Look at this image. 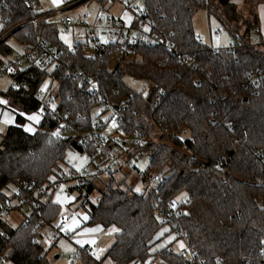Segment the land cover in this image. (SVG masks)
Wrapping results in <instances>:
<instances>
[{
    "label": "trees",
    "instance_id": "trees-1",
    "mask_svg": "<svg viewBox=\"0 0 264 264\" xmlns=\"http://www.w3.org/2000/svg\"><path fill=\"white\" fill-rule=\"evenodd\" d=\"M6 1L2 33L10 28L13 32L0 40V54L12 53L7 41L13 35L28 47L36 48L39 39L56 46L60 59L51 73L32 62L18 76L30 88L44 87L49 76L57 82V104L51 110L44 112L38 100L22 95L13 85L1 92L18 113L0 144V206L11 203L6 188L13 186V205L20 208L26 195L60 175L59 163L66 160L69 150L92 152V156L96 152L93 143L77 135L54 134L57 113L81 114L80 123L87 129L100 121L93 109L102 97L114 105L126 101L125 133L138 130L146 137L154 129L160 133L157 139L149 138L142 147L121 154L128 155L133 164V159L146 154L150 162L145 171L164 175L165 180L157 191L140 193L133 188L135 182L120 188L111 172L101 200L87 207L89 225L117 231L105 257L113 264H188L187 255L172 247L179 239L177 219L164 223L156 210L158 197L168 201L185 192L191 200L179 220L199 250L202 264H264V80L258 86L252 81L264 74V41L259 34L255 40L249 35L259 23L258 0H248L253 19L247 20V31L235 38L239 48L230 50L205 43L194 27L195 13L205 8L210 16L213 5L215 10L219 5L224 8L219 20H236L238 7L230 0H145L154 19L152 31L167 36L176 51L161 44L136 46L129 59L125 53L117 55L126 46L119 40L101 45L100 52L91 56L90 41L71 46L62 41L52 22L45 18L36 24L30 21L33 12L26 1L37 0ZM99 2L104 5L108 0ZM177 51L188 62H182ZM79 69L100 79L101 95H88L79 80L67 77ZM126 73L146 80L151 87L148 91L134 89L124 80ZM196 76L201 79L199 86L194 82ZM161 88L167 93L154 106ZM35 112L41 120L30 131L26 117ZM104 172L100 169L78 185L80 192L90 194L96 188L95 177ZM61 210L54 200L42 201L17 227L0 216V254L11 264H48L44 246L32 239L42 226L54 225ZM167 238L169 242L163 244ZM89 248L79 250L86 257L84 264H99L101 260Z\"/></svg>",
    "mask_w": 264,
    "mask_h": 264
},
{
    "label": "built area",
    "instance_id": "built-area-1",
    "mask_svg": "<svg viewBox=\"0 0 264 264\" xmlns=\"http://www.w3.org/2000/svg\"><path fill=\"white\" fill-rule=\"evenodd\" d=\"M121 1L126 7L137 10V5H134L132 0H108V2ZM143 4L145 0L142 1ZM36 2L34 1H26V5L33 12V15L30 21L35 24L40 18L47 19L49 16L53 14V12H48L45 14L36 15ZM7 9V1L0 0V23L3 21V13ZM139 13L144 15L143 18L147 19L149 25L151 26L150 30H145L142 27H130L122 23V21L116 19L111 13L107 12L102 19V16H97V22L93 25L88 24V18L90 17V12H84L80 15L78 19H75L72 15L66 14L62 20V24L65 26L66 31H70L71 27L79 24V25H89V30L87 31V35L89 37L90 47L89 54L91 56L96 55L101 50V45L106 43L99 42L100 34L102 35H112L116 39L121 42L126 43L125 48H119L117 50V55H121L125 53L127 59L131 58L135 54L136 46H144V47H153L155 45L161 44L166 48H170L173 51V45L167 36L162 34L161 32L152 31V27L154 24V19L151 14L146 10L145 6L143 8H139ZM105 22L104 25H99L97 23ZM13 30V29H11ZM135 30V31H134ZM10 30L3 32L0 36V40L5 38ZM221 29H217V33H220ZM113 40V41H115ZM110 41V42H113ZM108 43V42H107ZM24 51L16 54L13 57L5 56L0 54V76L1 77H9L12 81L11 85H13L20 93L29 94L34 99L38 100L42 104V110L47 112L52 109L54 102V96L50 94L45 87L41 88H30L29 84L24 79H19L18 76L22 69L26 68L30 63L34 62L40 68L45 69L49 72L48 68L57 65L60 59V50L56 46H51L43 42L42 39H39L38 46L36 48L28 47L24 44ZM227 46V49H238L240 46L239 41H234ZM177 51V55L180 56V60L182 62H188L187 57L179 54ZM191 69H194V65H190ZM53 72V70H52ZM51 73V72H49ZM67 77H72L74 79L79 80L80 85L86 91L88 95H101V83L99 78L92 77L88 75L84 70H76L72 73H68ZM264 80V74L254 76L252 81H254L255 85L258 86L261 81ZM194 82L197 86L201 84V79L199 76L194 78ZM167 93L166 88H161L159 92L156 94L153 105L156 106L163 99L164 95ZM132 92L129 93L128 98L132 97ZM224 97V94H222ZM0 102L7 105L10 108L14 107L9 104L7 98L0 94ZM193 106L192 103H190ZM49 107V108H48ZM99 108L101 113L112 111V127L115 131L121 130L123 131V135H128L126 145L128 148H136L142 147L147 141V137L145 133L141 131H134L131 134L124 133L125 128L123 127L124 123V114L129 109V104L126 101H122L119 105L112 104L107 99L102 97L100 103L96 106ZM17 115L18 110L14 109ZM58 117V122L55 124L53 128V132L59 136H70L77 135L81 138V141L86 143H93L96 152L93 153V157L98 160L103 159V161L108 162V165L104 169L105 174L109 175L113 171L114 174L120 171L123 167H128L130 172L135 173L137 181H142L143 185L140 187L146 192H155L159 189V185L162 181L165 180L164 175L159 174H148L145 170H141L137 168L135 164H133L128 157H123L122 154L118 153L119 149H122V140L125 139L124 136H118L116 134H105L102 130L105 126L108 125L109 120L104 121L100 118V121H97L93 124L91 128L85 129L83 125L80 123L83 119L81 114H77V116H73L68 111H61L56 114ZM127 148V149H128ZM192 157H196L195 154H192ZM102 173V174H104ZM101 175V174H99ZM94 175L88 173L85 170H72L68 169L65 172L60 173V175L53 176L49 181H47L40 189L36 190L33 194H28L22 199L21 207L26 214L31 213L42 201L45 200H53L56 194H62L64 192V183L75 179L77 184H83L87 180L91 179ZM98 176V174H97ZM96 176V177H97ZM95 177V179H96ZM94 179V181H95ZM102 196L98 195L95 200H101ZM162 197H158V201L160 203L157 207V217L160 221L164 223H168L171 219H177L176 223V233L179 236V239L183 241L184 248L183 252L187 255L188 264H202V257L199 250L190 242V237L183 226L182 222L179 220V216L183 215L186 210V203H188L191 199L185 198L183 201L176 203L173 199L168 201H161ZM13 204L10 203H2L0 206V216L8 215L14 209L12 207ZM68 224V217L63 216L62 214L58 217L57 223L52 225L53 232L49 236V247L55 245L60 236L66 233V227ZM34 243H41L40 239V231L37 235H35L32 239ZM6 258L4 255L0 254V264L5 263ZM71 263H75V257L70 259Z\"/></svg>",
    "mask_w": 264,
    "mask_h": 264
},
{
    "label": "rangeland",
    "instance_id": "rangeland-1",
    "mask_svg": "<svg viewBox=\"0 0 264 264\" xmlns=\"http://www.w3.org/2000/svg\"><path fill=\"white\" fill-rule=\"evenodd\" d=\"M60 1L70 2L71 0H38V3L36 4L37 11H41L43 13L49 12V11H56L55 15L48 18L49 21H52L56 24L59 35L66 44L73 45L75 42H84V41H90L89 37L87 35V31L89 30V25H93V21L95 19V16L97 14V11L100 9L101 4L98 0H89L82 2L80 4H76L74 6L67 7V12L62 11V8L64 7L63 3H60ZM143 1V0H142ZM139 2L137 5L143 7V2ZM216 1V0H215ZM70 4V3H69ZM67 4L66 6H68ZM217 4V3H216ZM121 5L117 1L108 11L103 10L101 12L102 19H104V15L109 12L111 14H118L120 15L121 11ZM216 6L211 7L212 14L209 16L207 9L200 8L194 15V27L200 38L207 44H213L216 47L219 46H226L230 43H233L235 41V38L238 34H244L247 31L248 25L247 20L253 19L252 13H254L253 9L249 4L244 8L243 6L237 8L238 10V17L236 20L233 21H225V20H219L218 17L221 15L223 17L224 8L223 6L219 5V8L215 10ZM238 7V6H237ZM256 10V9H255ZM90 12V17L88 18V24L89 25H79L76 24L71 27L70 31H66L65 26L62 24V20L65 17V13H68L72 15L75 19H78L81 14L84 12ZM139 11V9H137ZM225 14V13H224ZM128 14L125 13V16ZM100 26L104 25L105 22L97 23ZM221 29L220 33H217V29ZM13 28H10L11 31L8 34H11ZM258 29H256V26L251 27V30L249 32V35L253 40L257 39ZM2 24L0 23V36L2 35ZM7 34V35H8ZM116 38L112 35H102L100 34L99 42L101 43H107L110 41L115 40ZM12 47L13 51L9 57H13L16 54L24 51V44L20 42L15 36L11 35L8 38L7 41ZM91 42V41H90ZM261 47L264 49V45H261ZM54 69L53 66L49 67V72H52ZM124 80L127 82L128 85L133 87L136 90H145L148 91V89L151 87V83L147 82L144 79L136 78L135 76L130 75L129 73H126L124 75ZM12 81L9 77H1L0 76V91H5L10 85ZM57 82L53 79L48 77L46 81V85L44 86L45 89L54 96V104H57ZM6 106V105H5ZM94 114L100 115V118L104 121L109 120L108 125L105 126L103 130H105V134H116L119 137L124 136L125 139L122 140V147L123 149H127L129 146L126 145L128 135H123V131L118 130L115 131L112 127V111H107L101 113L99 111L98 107H94L93 109ZM7 128L6 123L0 120V137L5 133V130ZM125 133V132H124ZM160 133L158 129H154L149 137H147V140L149 138L151 139H157V134ZM1 141V140H0ZM2 143V141H1ZM0 143V144H1ZM131 151L133 150L132 147H130ZM123 157H128V155L124 154ZM133 162H135L136 166L140 168L141 170H146V168L149 166V157L146 154H143L138 159H133ZM99 165V166H98ZM108 165V162L103 161V159H97L93 158L92 152H77L75 150H69L66 160L64 162L59 163V172H65L69 168L73 167L77 170H85L88 173H91L92 175H95L96 172L100 168H105ZM99 167V168H98ZM125 181H120L119 187L122 189H126L129 185H132L133 181L135 182L133 185V188L137 192H146L140 187L143 185L142 181H136V178L132 175L131 178L128 176H125ZM98 181L100 183H96V188L88 195H86L85 191L84 194L80 192L78 188L77 181L75 179L69 180L64 183V192L58 196L59 199H61V204L63 205V212L62 215L70 218L71 216L82 213L83 208L85 205L87 207L90 206V202H95V198L100 195L101 191L108 185L104 186L102 183L103 181L98 178ZM10 187V188H9ZM6 188V192L8 196L10 197V204H14L12 200H14V193H12L13 186H9ZM147 193V192H146ZM81 196V198H79ZM57 197L54 199V201L59 200ZM186 198V193L181 192L177 196L174 197V201L176 203L183 201ZM16 204V203H15ZM82 204H84L82 206ZM18 205V204H16ZM12 205L14 208L10 214L4 215L3 219H5L11 226L17 227L26 217V213L17 211L20 209L18 206ZM77 208H80L81 210H77ZM77 211V213H76ZM57 221L54 223L56 224ZM116 232L114 229H105L97 234H94L97 238L96 245L93 247L92 250H94V256L101 260L99 264H113V262L107 257H105L107 250L111 247V245L114 243L116 238ZM49 234H51L50 227L49 226H42L40 229V239L41 244L44 246L46 253L49 258L48 264H84V259L81 257V255L78 253V245L80 238H88L91 237V234H72V237L67 236H60L59 241L53 245L52 247H49ZM170 238L165 239V242H169ZM183 241L181 242H174L172 247L174 251L181 252L184 248ZM156 249H159V246L157 245ZM72 257H75L76 262L71 263L70 259ZM3 264H11L9 261H5ZM152 264H158V261H154Z\"/></svg>",
    "mask_w": 264,
    "mask_h": 264
},
{
    "label": "crops",
    "instance_id": "crops-1",
    "mask_svg": "<svg viewBox=\"0 0 264 264\" xmlns=\"http://www.w3.org/2000/svg\"><path fill=\"white\" fill-rule=\"evenodd\" d=\"M85 1H89V0H71L70 2H65V3H63L64 1H60V3L64 4V7L62 8V11L64 13V12H67V7L74 6L76 4H80V3L85 2ZM132 1H133L134 5H137L142 0H132ZM230 1L235 3L238 6L239 9L242 6L245 8L247 6V4H248V0H230ZM116 2L117 1L107 2L104 5H102L100 3L101 7L97 11V14L95 16L93 24H95L97 22V16L101 15L102 9L108 11ZM118 2L121 5L120 8H121L122 12H120L121 13L120 15L112 14L116 19L122 21V23H124L125 25H128V26L133 27V28L139 26V27L144 28L146 31L151 29V26L149 25L148 20L143 18L142 16H138L137 15V12H139V11L134 10L132 8H129V7H126L121 1H118ZM37 3H38V0H37ZM67 4H69V5L66 6ZM137 7H138V9L139 8H143V7L139 6V5H137ZM255 9H256V12L258 14V19H259V23L256 26V29H258V31H259L258 34H259L260 38L264 41V0H258ZM49 12H53V14L51 16H49L48 18L52 17L56 13V11H49ZM45 13H48V12H45ZM45 13L42 12V14H45ZM125 13H127L128 15L125 16ZM66 14H68V13H65V15ZM48 18H47V20L49 21L50 19H48ZM50 22H52V21H50ZM52 23L55 24L54 22H52ZM258 34H257V36H258ZM1 92L2 91H0V94H1ZM14 109L8 107L7 105L5 106V104L0 102V120L3 121L4 123H6V125H7L5 133H6L8 127L10 125L16 123V114H15L16 111ZM17 110H18V108H17ZM26 118H27L26 122H28L27 124H25L26 128L28 130H30V131H33L34 129L37 128V125H38V123L41 120V114H39V112L38 113L35 112V113H32V114L28 115ZM102 132H105V130H102ZM3 136L1 134V137H0L1 141L3 140ZM1 141H0V143H1ZM124 150L125 149H123V148L119 149L118 153L121 154V153H123ZM100 169H102V168H100ZM132 175L136 178L135 173L130 172L128 167H123L120 171H118V172H116L114 174V177L117 180V182H120V181H123L126 178L125 176H128V177L131 178ZM98 178L103 181L102 183L104 184V186H106L109 183L110 179H111V177L109 175L104 173V174L98 175L96 177V179L94 181L95 183H100L98 181ZM59 195H61V194H56L54 196L53 200L56 197L58 198ZM56 202L61 204V199L57 200ZM82 206H83V204H82ZM61 208H62L61 211L63 212V205L62 204H61ZM77 210L79 211L81 209L77 208ZM17 211L24 212L22 208L18 209ZM76 213H77V211H76ZM89 219H90V213L87 210V206H84L82 213H80V214L77 213V214L71 216L70 218H68V224H67V227H66V233L62 235V236H67V237H72V234H75V233H78V234L87 233V234H91L92 235L91 237H88L87 239L86 238L78 239V241H79L78 253L81 255V257H82V254L80 253L79 250L81 248L86 247V246L90 247L89 248L90 250L93 249V247L96 245V241H97V238L95 237L94 234H97V233L105 230L104 227H102L99 224H97V225H89L88 224ZM44 226H49L51 233L53 232L52 225L46 224ZM108 229H111V228H108ZM50 235L51 234H49V236ZM59 239H60V237H59ZM59 239H58V241H59ZM180 241L182 242V240L177 239L175 242H180ZM92 253L94 254V250H92ZM82 258L84 259V262H85L86 257L85 258L82 257Z\"/></svg>",
    "mask_w": 264,
    "mask_h": 264
}]
</instances>
